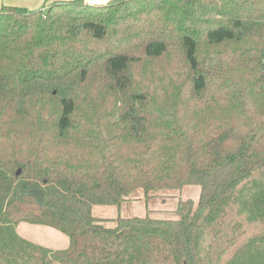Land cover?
Segmentation results:
<instances>
[{
  "label": "trees",
  "instance_id": "obj_1",
  "mask_svg": "<svg viewBox=\"0 0 264 264\" xmlns=\"http://www.w3.org/2000/svg\"><path fill=\"white\" fill-rule=\"evenodd\" d=\"M264 0H84L0 10V264H264ZM200 186L177 219H99ZM45 193L40 202L35 193ZM198 211V212H197ZM202 212L201 216L198 215ZM114 227H107L109 223ZM21 223L69 238L49 250ZM214 257V260H212Z\"/></svg>",
  "mask_w": 264,
  "mask_h": 264
},
{
  "label": "rangeland",
  "instance_id": "obj_2",
  "mask_svg": "<svg viewBox=\"0 0 264 264\" xmlns=\"http://www.w3.org/2000/svg\"><path fill=\"white\" fill-rule=\"evenodd\" d=\"M252 179L264 180V169L255 172ZM200 186H185L181 190L162 191L151 193L150 200H147L142 190L134 192L122 205L116 206H99L93 207V214L99 219L112 220L119 216L121 217H145L147 215L156 219H177L175 213L180 201L191 200L194 203V209L198 210L200 203ZM197 211V212H198ZM224 221L210 225L205 234L207 242L211 240L213 232L217 229L227 226L228 223L235 219L240 220L243 225V233L237 235L236 244L232 246L222 258V262L230 259L237 251H239L252 237L264 232L263 222H248L238 211L237 205H231L222 215ZM112 222L107 224V227H114ZM226 228V227H225ZM17 230L25 239L32 240L34 243H39L48 248H65L68 243V237L61 232H57L50 227L32 226L29 224L18 225ZM213 231V232H212ZM54 251V250H53ZM214 260V257H212ZM149 264H177L174 260L166 259V256H157V259L150 261Z\"/></svg>",
  "mask_w": 264,
  "mask_h": 264
},
{
  "label": "crops",
  "instance_id": "obj_3",
  "mask_svg": "<svg viewBox=\"0 0 264 264\" xmlns=\"http://www.w3.org/2000/svg\"><path fill=\"white\" fill-rule=\"evenodd\" d=\"M68 1H73V0H0V10L2 9V7L7 6V7L17 8L24 13H29V12L47 9L52 4L57 3V2H68ZM84 1L87 4L99 5V4L107 3L110 0H84ZM21 224H29V223H21ZM29 225H32V224H29ZM32 226H38V225H32ZM45 227H47V226H45ZM54 230L57 231L56 229H54ZM17 232L22 238H24L23 235L20 234L18 230H17ZM57 232H59V231H57ZM25 240L32 242L33 239H31V240L25 239ZM68 240H69V238H68ZM32 243H34V242H32ZM34 244H37L41 247H44L41 244H39L38 242L34 243ZM69 244H70V242L68 243V245L65 248H59V249H54V248L52 249V248H48V247H44V248L49 249V250H54V251L65 250L69 247Z\"/></svg>",
  "mask_w": 264,
  "mask_h": 264
},
{
  "label": "water",
  "instance_id": "obj_4",
  "mask_svg": "<svg viewBox=\"0 0 264 264\" xmlns=\"http://www.w3.org/2000/svg\"><path fill=\"white\" fill-rule=\"evenodd\" d=\"M35 197L40 201V202H44L45 200V193L43 191H40L38 193H35ZM203 211L200 212V214L198 215L199 217L201 216ZM186 264V263H185Z\"/></svg>",
  "mask_w": 264,
  "mask_h": 264
}]
</instances>
